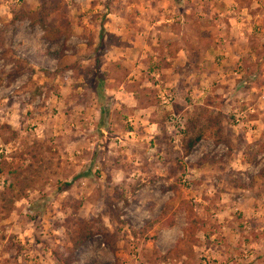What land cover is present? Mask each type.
<instances>
[{
    "label": "rangeland",
    "instance_id": "1",
    "mask_svg": "<svg viewBox=\"0 0 264 264\" xmlns=\"http://www.w3.org/2000/svg\"><path fill=\"white\" fill-rule=\"evenodd\" d=\"M33 154L0 264H264V0H0V189Z\"/></svg>",
    "mask_w": 264,
    "mask_h": 264
},
{
    "label": "trees",
    "instance_id": "2",
    "mask_svg": "<svg viewBox=\"0 0 264 264\" xmlns=\"http://www.w3.org/2000/svg\"><path fill=\"white\" fill-rule=\"evenodd\" d=\"M50 10L46 3H43L40 10L28 15L31 17V23L41 24L46 32V38L50 41H57L65 35V30L62 26H52L49 27L45 23L46 18L49 16ZM104 39V36H102ZM189 127V126H188ZM211 127V124H194L193 132L190 133L189 137L185 143V150L187 154H190L193 149L207 136V131ZM190 129V128H189ZM41 157L33 154L32 159L26 166L18 165L13 166L11 170V184L9 187H3L0 189V200H4L9 210L14 206L15 199L22 198L26 195L30 186L34 183L35 179L40 176L42 172V160ZM261 176H264V172H261ZM72 183H66L65 187L60 188V190H65L70 187ZM158 221V220H157ZM157 221H153L150 225H154ZM97 226L90 223H83L81 228L73 238V252L75 253L79 247L87 239L95 234Z\"/></svg>",
    "mask_w": 264,
    "mask_h": 264
},
{
    "label": "built area",
    "instance_id": "3",
    "mask_svg": "<svg viewBox=\"0 0 264 264\" xmlns=\"http://www.w3.org/2000/svg\"><path fill=\"white\" fill-rule=\"evenodd\" d=\"M247 83V82H246Z\"/></svg>",
    "mask_w": 264,
    "mask_h": 264
}]
</instances>
